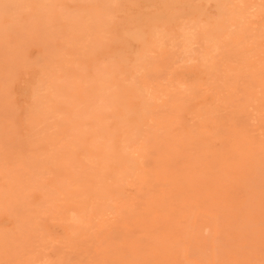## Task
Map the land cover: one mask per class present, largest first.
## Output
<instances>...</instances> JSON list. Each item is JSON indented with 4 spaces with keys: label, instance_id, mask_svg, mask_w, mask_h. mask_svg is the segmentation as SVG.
I'll use <instances>...</instances> for the list:
<instances>
[{
    "label": "bare ground",
    "instance_id": "1",
    "mask_svg": "<svg viewBox=\"0 0 264 264\" xmlns=\"http://www.w3.org/2000/svg\"><path fill=\"white\" fill-rule=\"evenodd\" d=\"M17 36L38 57L8 66L0 119L24 79L36 124L23 154L0 120V264L187 258L184 194L201 203L212 174L238 172L264 197V0H2L0 51Z\"/></svg>",
    "mask_w": 264,
    "mask_h": 264
},
{
    "label": "rangeland",
    "instance_id": "2",
    "mask_svg": "<svg viewBox=\"0 0 264 264\" xmlns=\"http://www.w3.org/2000/svg\"><path fill=\"white\" fill-rule=\"evenodd\" d=\"M1 1L2 0H0V2ZM26 14H28V12ZM56 22L62 28H65L68 23L63 18L56 19ZM12 41L13 42H11L9 45L7 44L8 46L7 50L10 51L8 55H6L7 50L4 52L0 51V80L4 78L5 72L7 71L8 66L11 65L12 61H16L18 63L17 72L22 73L23 71L22 64L24 63V60L28 61L30 60V58L33 60L38 57V51L36 50V48L32 49L31 51L29 49L28 51L26 50V48L23 45V37L17 36ZM23 80L24 79L16 83V85L17 84L18 85L17 86L15 85V90H13V87H12V104L17 106L18 109L15 111H11L10 113H7V115L4 116L5 120H1V119L0 120L2 121V125L5 128L12 127L11 133H9V138L11 141L10 148H16V150L20 151L21 153L28 154L32 152V146L27 138L28 136L27 133H28L29 128L32 125L36 124V117L33 115L29 107L22 106V104L24 103V99H25L24 94H23L24 89L26 88L28 84L27 82H25V80L24 81ZM13 91L16 92V97ZM21 113H22V116H21ZM186 119H187L188 124H191L193 122L192 116H190V114L186 116ZM22 126L24 128H20ZM18 135L20 136L19 139L14 140L15 137ZM212 144H213V151L218 153L221 149L220 148L221 143L219 141H215ZM218 175L212 174V180H211L212 183L208 182L206 185L200 188L201 190H200V193H198V196L200 198L204 197V200H202L201 203H194L193 201L189 200L190 199L189 197L191 194L188 192L184 194L185 196H183L184 208L181 212L184 217L182 216L181 218L182 219L181 220V228H182L181 230L183 231V234H184L182 238L183 240L185 239L186 241V243L184 242L183 245L187 248V252L189 253L188 257L187 258L185 257L182 258L178 256L169 257V258L160 257L157 259L155 264H186L187 262H188L187 264H199V263L201 264H256L257 260L260 261L261 264L262 263L264 264V254H263L264 253V243H262L263 238H264V233L263 234L256 233V231H258L259 229H264V225H262L264 224V217H263L264 215H261L259 217L260 213H264V197H261L258 195L259 193H261L260 189L257 188L255 195L253 197L252 196L250 197L246 192H244L243 189L241 190L239 189L240 187L238 184L241 180V174H239L238 172L230 174L228 181L219 179ZM0 183H2V180H0ZM157 187L158 185L155 184L153 188V191L155 190L156 193L158 189ZM133 192H134L133 188L126 189L127 195H133L134 194ZM200 206H201V209H200ZM135 207L136 209L138 208L141 209L140 206L138 207V205H135ZM219 208H221L222 211L221 209L219 211ZM192 209H195V210H192ZM192 212H195V214ZM112 217H110L111 224L110 223L109 224L114 226L115 221L112 220L114 219ZM197 218L199 220H197ZM204 220L216 221L218 225L220 226V232L217 234L215 232H212L213 230L211 231L210 229H207L206 225L202 224L205 222ZM9 224H10L8 225L9 227L8 226L7 227L13 230L14 224L12 222ZM114 227H115L114 228L115 234L117 235L116 242L123 249L124 247L123 245H125V242H126L124 241V239L126 238L123 239V237L126 234V231L120 224H117V227L116 226ZM122 228L124 231L122 230ZM188 229H189V232H188ZM13 234L15 235L14 231H13ZM216 234L218 235L217 239L219 242H216L217 241V239L215 238ZM210 235L212 237H210ZM207 237H209V239ZM182 238H180V240ZM204 238L208 239L209 241L208 242L204 241L205 240ZM220 240L222 244L220 243ZM222 240L224 242H222ZM227 241L229 243H227ZM202 242L203 243L205 242L204 243L205 246L203 245L204 249L205 248L207 249V247L210 249H207V250L205 249L204 251L203 246H199L203 244ZM8 243H9L8 240L0 236V258L4 250L7 248ZM207 243L209 246L206 247ZM197 244H198V247H201V250L203 249L202 252L207 253L206 257L203 255L204 256L203 258L206 259V262H205V259L203 258L201 259L199 255H195L199 253L197 252V249H199L198 247H196ZM229 244L231 246H228ZM214 249H216L217 251L216 250L214 251ZM192 250L193 252L194 250H196L194 255H192L191 253ZM215 252L219 254H215ZM238 252H241V254ZM193 256L195 257L191 258ZM197 256L200 258H197L198 261L197 260L195 261ZM261 257L263 258V260L261 259ZM214 259H217V261ZM200 260H204V261H200ZM78 264H86V261L82 263H78Z\"/></svg>",
    "mask_w": 264,
    "mask_h": 264
}]
</instances>
